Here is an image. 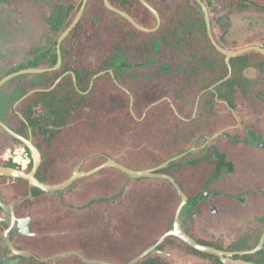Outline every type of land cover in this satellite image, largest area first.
Returning a JSON list of instances; mask_svg holds the SVG:
<instances>
[{"label":"trees","instance_id":"obj_1","mask_svg":"<svg viewBox=\"0 0 264 264\" xmlns=\"http://www.w3.org/2000/svg\"><path fill=\"white\" fill-rule=\"evenodd\" d=\"M51 1L45 43L29 53L20 69L56 65L57 40L83 2ZM145 1L161 18L155 32L138 30L107 9L104 0H88L79 23L61 44L60 69L22 75L2 86L9 93L17 92V96L8 109L0 111V120L17 134L31 137L42 155L36 177L50 185L67 180L77 166L89 171L114 159L130 169L145 170L196 147L160 173L171 175L188 197L180 215L184 231L197 242L211 245L199 237L198 229L211 213L209 196L227 198L215 190L216 182L225 177L231 161L245 158V139L264 145V129L246 119L264 114V56L251 51L230 59L232 76L210 90L229 75V67L208 36L200 5L195 0ZM109 2L140 26L157 25L156 17L140 0ZM260 3L262 6L252 0H210L207 7L217 43L235 50L255 45L256 37L248 36L241 46H230L228 36L234 17L264 14V0ZM250 69L256 72V78L247 75ZM67 72L54 89L47 91ZM101 72L104 74L94 78ZM37 89L43 91L30 94L16 105ZM0 130L14 147L19 145L28 153L30 162L24 171L29 172L33 167L29 150ZM219 132L229 137L216 138L202 147L208 137ZM7 152L9 157L0 165L22 169L16 163L21 150ZM96 177L99 180L83 191L74 192L79 179L64 192L55 193L31 189L23 179L0 177V195L5 202L26 199L15 206V211L18 217H31L33 221L32 237L11 234L15 247L43 258L77 251L88 259L126 264L173 228L181 198L169 181L133 180L115 168L89 178ZM205 188L208 197L200 195ZM29 191L32 196L27 199ZM2 234L0 226V264H12L3 261L8 251ZM168 246L187 248L222 264L176 237H168L153 253ZM21 264L45 263L33 259ZM48 264L85 263L70 256Z\"/></svg>","mask_w":264,"mask_h":264},{"label":"water","instance_id":"obj_2","mask_svg":"<svg viewBox=\"0 0 264 264\" xmlns=\"http://www.w3.org/2000/svg\"><path fill=\"white\" fill-rule=\"evenodd\" d=\"M88 0H83L82 5L80 10L78 11L75 19L73 20V22L71 23V25L59 36L58 40H57V63L54 67L52 68H24V69H19L5 77H3L0 80V87L3 86L6 82L22 76V75H27V74H44L47 72H52V71H56L58 69H60L61 65H62V57H61V44L64 41V39L70 34V32L77 26V24L79 23L85 6L87 4ZM141 3L146 6L151 13H153V15L156 17L157 19V25L154 28H145L143 26H140L139 24H137L134 19L126 12L114 7L109 0H104L105 6L107 7V9L117 13L118 15H120L121 17H123L124 19L128 20L130 23H132L134 25L135 28H137L140 31L143 32H147V33H151V32H155L156 30L159 29L160 25H161V18L158 14V12L152 8L145 0H140ZM201 7L203 14H204V18L206 21V25H207V31H208V36L211 39L212 44L215 46V48L222 53L225 58H226V63L229 67V75L219 81L218 83H216L215 85H213L212 87H210V90H213L216 86L224 83L225 81H227L231 76H232V66L230 63V59L235 58L237 56H240L242 54H245L247 52H251V51H256L258 53H261L264 56V47L261 46H257V45H252V46H248V47H244L241 49H227L225 47L220 46L217 41L215 40V38L213 37L212 34V30H211V18H210V13L207 7V4L203 1V0H195ZM70 72L65 73L64 75H62L56 82L55 84L48 89L52 90L54 89L58 83L63 79L64 76L68 75ZM110 73L114 76L113 72L110 71ZM104 74L103 72L97 74L94 76V78H97L98 76ZM74 75V74H73ZM93 85V82L91 83V86ZM43 91V89H37L34 91H31L30 93H28L25 97H23L21 100H19L17 104H19L22 100H24L26 97H28L30 94L34 93V92H41ZM15 105V106H16ZM172 108L175 110V112L177 113L175 106L172 104ZM197 110V109H196ZM195 116V115H194ZM20 118L23 119V117L20 115ZM0 127L6 132L8 133L11 137L21 141L26 148L29 150L30 154H31V159L33 161V167L31 169L30 172H25L24 170L21 169H17L14 167H8V166H3L0 165V177H8V178H17V179H23L29 182L30 188H36V189H40L46 193H55V192H64L65 190H67L69 187H71L74 182L78 179L84 178V177H89L92 176L98 172H100L103 169H107V168H115L119 171H121L122 173L126 174L130 179L133 180H138V179H161V180H166L169 181L174 188L176 189V191L178 192L181 201L180 204L178 205L177 209H176V213H175V218H174V223H173V228L171 230H169L168 232H166L165 234H163L159 240L153 245L150 246L149 248H147L142 254H140L137 258L133 259L132 261L126 263V264H139L141 260H143L145 257H147L148 255H150L151 253H153L154 251H157L159 246L168 238V237H176L178 239H180L182 242H184L185 244H187L188 246H190L191 248L204 253V254H208L210 256L216 257L218 258L222 264H254L251 262H244V261H239V260H234L232 257L234 256V253L232 252H228V251H223V250H219L216 249L212 246H207V245H202L200 243H198L194 238H192L190 235H188L184 229L182 228L181 222H180V215L182 212V209L184 208V206H186L188 204V197L185 195V193L182 191V189L179 187V185L176 183L175 179L168 175V174H163L160 173L161 170H164L168 167L171 166V164H176L182 157H184L187 153L175 156L167 161H165L164 163L153 167V168H149V169H145V170H133L130 169L120 163H118L117 161L113 160V159H107V161L105 163H103L102 165L96 167L93 170H90L88 172H75L73 175H71L67 180H65L64 182H61L59 184H55V185H50V184H45L42 183L41 181H39L36 177V174L40 168L41 162H42V155L40 153V151L36 148V146L33 144V141L30 138H25L19 134H17L16 132H14L12 129H10L5 123H3L0 120ZM221 136H226V134L223 133H217L215 135H213L211 138H209L206 142V144L204 145V147L211 141L214 140L218 137ZM261 146V148H264V145H259ZM195 151V148H192L190 151L188 152H192ZM181 163H185L181 162ZM203 195H207L208 194V188H205L203 190ZM32 196V191L29 192L27 199L30 198ZM13 206L14 204L12 203L9 207L10 209V216H11V220H10V225L9 227L5 230L3 238H4V242L6 244V246L16 255H24V256H32V254L28 253V252H24V251H18L14 248V246L12 245L10 238H9V233L11 232L12 229L16 228L19 230V232L21 234H23L24 236H32L33 235V231H32V225H31V218H18L13 210ZM264 244V234L260 240L259 245L253 250L251 251L252 253H255L257 251H259L261 249V246ZM243 253H241L240 255H242ZM71 255H75L77 257H79L84 263L87 264H113V263H108V262H103V261H98V260H90L85 258L82 254H80L77 251H70L67 253H60L57 255H54L50 258H38V260L42 263H48L50 261L59 259V258H66L69 257Z\"/></svg>","mask_w":264,"mask_h":264},{"label":"rangeland","instance_id":"obj_3","mask_svg":"<svg viewBox=\"0 0 264 264\" xmlns=\"http://www.w3.org/2000/svg\"><path fill=\"white\" fill-rule=\"evenodd\" d=\"M203 1L205 3L209 2V0ZM51 7V0H0V79L13 69L19 70L22 65H25L27 63L29 59V53L44 45L45 24L49 17V14L51 13ZM248 36L256 37L255 45L257 44V46H264V14L261 15L260 13H258V16L255 14H244L233 18V25L228 36L230 46H241V42ZM247 75L252 78H256L257 76L256 72L252 69L247 71ZM16 96L17 92L9 93L4 87L1 86L0 111L2 112L6 110V108L8 109L11 103L16 99ZM157 103L158 102L153 103L152 106L156 105ZM132 105L133 98H131V106ZM196 112L197 110H195V116ZM132 114L134 115L133 110ZM2 116V113H0V118H3ZM246 119L251 120L254 124L264 129V114L262 116L251 115ZM239 125L237 127H239ZM219 133L226 134L225 132ZM211 137H208L206 139L202 147H204L207 140ZM210 142L207 145H209ZM192 148H195V151L197 150L196 147ZM12 149L14 151L17 149L21 150L19 154L25 151L19 145H16V147H14L13 141L0 130L1 164L6 162V159L9 157L8 155L6 156V154L8 153L7 151H10ZM188 151L184 153L190 154L191 152ZM16 159L18 160V158ZM80 170L81 169L78 167L75 168L73 172H79ZM98 180V177L88 178L86 180L82 179L79 185L75 188L74 192L83 191L87 189L91 184H95ZM221 182L225 181L223 180ZM218 201V199L212 201L215 208ZM216 211L217 213L215 216L211 215L210 218H206L205 220H202L200 222L202 225H204L205 228L203 227L204 229L201 228V230L198 229L199 237L204 239L205 241L212 242L216 244V246H220L221 248H227L230 242L231 234L223 225L224 223L220 226L217 225L220 223L218 218L221 214L218 213L220 212L218 207L216 208ZM151 263L217 264L213 260H208L201 255L193 254L192 252L187 250V248L175 246H168L159 253H153L149 258L145 260L143 264Z\"/></svg>","mask_w":264,"mask_h":264},{"label":"flooded vegetation","instance_id":"obj_4","mask_svg":"<svg viewBox=\"0 0 264 264\" xmlns=\"http://www.w3.org/2000/svg\"><path fill=\"white\" fill-rule=\"evenodd\" d=\"M260 1L262 2V0ZM260 1L252 0V2H256L257 4H260V6H262ZM52 5H53V2H52ZM255 15L258 16V13ZM261 47H264V46H261ZM223 137H229V135L226 134V136H223ZM244 141L246 142V145L243 147L246 150L245 158L241 160L231 161V166L227 170L225 177L221 179L220 181L216 182L215 190L225 194L227 197L225 198L226 200L223 199V197L216 198L214 196H209V190H208L207 195H203L202 194L203 191L200 194L203 197L209 196L210 198L209 203L211 206V213L209 214L207 218H210L211 215L215 216L217 213L216 208L218 207L220 211L218 213H220L221 215L218 218L220 223L217 225L220 226L224 223L223 225L230 232L231 236H230L229 245L227 246V248H221L220 246H216V244L212 242H208V241L206 242L211 244L207 246H212L216 249L220 248L219 250L234 253V256L232 257L234 260L251 262L254 264H264V244L261 246V249L259 251L255 253L251 252L259 245L260 240L264 234V148H261V146H259L260 144L258 143L249 142V140L247 139H245ZM28 158H29V155H28ZM29 162H30V158H29L28 164ZM16 163L22 166L21 170H24L28 166V164L27 165L21 164L19 160H17ZM78 167L79 166H77L76 168ZM79 172H88V171L80 170ZM74 173L75 172H73V174ZM92 176H89V177H92ZM89 177H84V178H89ZM223 180L225 182H221ZM3 197L4 195L3 196L0 195V226L3 227V234H2L3 245H4V248H6V250L8 251L4 255L3 261L12 263V264H21L24 262H32V260L35 259L36 261L40 262L38 258H43V257H38L36 254H34L32 251H29L28 249H24V248L19 249L15 247L14 243L11 241L10 236L13 232L20 233L19 230L16 228L12 229L11 232L9 233V238H10L12 245L14 246L16 250L28 252L32 254V256L16 255L6 246L3 235H4L5 230L10 225L11 216H10L9 207L12 203L14 204L13 210H14L15 215L17 216L16 211H15V206L17 204L23 203L26 199L19 200V201L13 200L10 203H6ZM217 199L219 201L215 208L213 206L212 201H215ZM222 204L224 208H221ZM25 218H31V217H25ZM21 219H24V218H21ZM31 225H32V231H33L32 218H31ZM203 227L204 225L199 223V229L200 230L201 228L204 229L205 227L204 228ZM20 235L24 236L21 233ZM33 235H34V231H33ZM32 236H26V237H32ZM241 253L243 254L240 255ZM71 256H75V255H71ZM47 258H50V257H47ZM59 259H62V258H59ZM205 259H208V258H205ZM90 260H97V259H90ZM53 261H50V262H53ZM98 261H102V260H98ZM103 262H107V261H103ZM48 263H45V264H48ZM108 263H112V262H108ZM113 264H116V263H113Z\"/></svg>","mask_w":264,"mask_h":264},{"label":"built area","instance_id":"obj_5","mask_svg":"<svg viewBox=\"0 0 264 264\" xmlns=\"http://www.w3.org/2000/svg\"><path fill=\"white\" fill-rule=\"evenodd\" d=\"M17 158L21 164H23V165L28 164L29 158H28V154L25 151L23 153L19 154L17 156Z\"/></svg>","mask_w":264,"mask_h":264}]
</instances>
